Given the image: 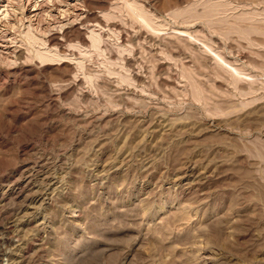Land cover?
<instances>
[{"label":"rangeland","instance_id":"rangeland-1","mask_svg":"<svg viewBox=\"0 0 264 264\" xmlns=\"http://www.w3.org/2000/svg\"><path fill=\"white\" fill-rule=\"evenodd\" d=\"M62 1L0 63V264H264V0Z\"/></svg>","mask_w":264,"mask_h":264},{"label":"bare ground","instance_id":"bare-ground-1","mask_svg":"<svg viewBox=\"0 0 264 264\" xmlns=\"http://www.w3.org/2000/svg\"><path fill=\"white\" fill-rule=\"evenodd\" d=\"M43 1L44 0H36L35 2L37 4V7H33L32 9H29L28 10L27 6H28V3H29V0H0V15L3 14V16L0 17L1 22H3V24H5L3 20L10 21V16L12 15V16H14V18L11 17V19L13 18L16 21V23H18V25H16V26L14 25L15 26L14 29H16L15 31H17L15 35L8 36L7 34H4L3 33L4 31H3L2 32L3 35L1 34V36H0V63H1V66L2 65H6V64H9V66H10L11 63L15 64L14 62L17 61L18 58H23L25 61H29L32 58H34V59L37 58L38 60H40V64H41V62L44 63V62L53 61V60L56 61L57 59H60L62 57V55L60 54V52L57 49L58 47L56 46L57 43L59 42V38L60 37L58 38L56 36H53L51 38V40L53 39V41L50 42L49 41L50 40V37L47 34V32H50L49 31L50 29H52V28L55 29L57 26H54L55 25V23H54V25H52L53 27L49 28L50 26H44L45 24L42 25L43 22L40 23V16L42 14V11H44L43 9L46 8L45 5H47V3L45 2L46 0L44 2ZM52 1H56L58 3V2H60L62 0H52ZM65 3H66V1H65ZM50 5H51V3H50ZM83 5H84V3H83ZM113 5H115V3H113ZM124 6H125V8L128 7L129 8V11L132 12V14H134L135 16H138L137 18L140 17L142 21H144L147 24L149 23V16H148V14H147L146 10H144L142 8V6L138 3V1L136 2V1H130V0H122V1H120L118 3L116 2V5H115V7H117L119 10L122 9V7H124ZM110 7H112V6H110ZM115 7H113V8H115ZM117 8H115V9H117ZM45 10H47V9H45ZM105 11L103 12V15L107 18L108 15H110L111 12H109V11L108 12H105ZM26 12L32 13L31 15H33V17L35 16V19H37L36 22L33 21V20H31V17L32 16L31 17H28L29 15H26ZM46 13H48V12H46ZM174 13H175V11H174ZM72 14H74V13H72ZM38 17H39V19H38ZM57 21H59V20L57 19ZM59 27L61 29V27H63V24L59 25ZM89 29H87L86 32ZM8 32H9V30H8ZM98 32H99V30L98 31H95L93 28H91L89 30V32L87 33L88 34V39H86V38L85 39L87 41H89V43H90V44L88 43L90 45L89 47L92 48V46H93L94 48H97L98 49L99 43L102 40L101 39V34L102 33L100 34V32L99 33ZM84 35H86V34H84ZM79 41H80V39H79ZM72 43H73V41H72ZM77 44H79V43H77ZM69 45H70V42H69ZM83 45L84 44H82V47L86 46V45H84V46ZM17 50H19V51L17 52ZM89 50L87 52H89ZM216 53H217V51H216ZM19 61H22V59L19 60ZM2 63H4V64H2ZM224 66H225V64H224ZM227 66L228 65H226L225 67H227ZM4 67H6V66H4ZM228 68L230 69V67H228ZM231 70H232V68H231ZM233 71H231V72H233ZM240 71H242V70H240ZM233 73H234L233 75L236 74L235 71ZM236 77H237V75H236ZM250 80H252V79H250ZM247 86H249V85H247ZM253 89H255V88H253ZM242 90L243 89H241V91Z\"/></svg>","mask_w":264,"mask_h":264}]
</instances>
